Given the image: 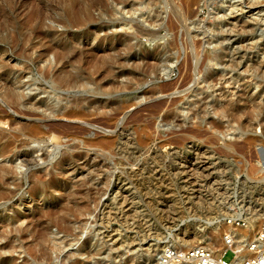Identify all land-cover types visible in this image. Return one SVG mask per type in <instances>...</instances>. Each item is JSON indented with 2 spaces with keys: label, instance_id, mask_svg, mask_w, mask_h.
Here are the masks:
<instances>
[{
  "label": "rangeland",
  "instance_id": "rangeland-1",
  "mask_svg": "<svg viewBox=\"0 0 264 264\" xmlns=\"http://www.w3.org/2000/svg\"><path fill=\"white\" fill-rule=\"evenodd\" d=\"M1 169L0 264H148L170 245L219 248L237 216L252 238L264 0H0Z\"/></svg>",
  "mask_w": 264,
  "mask_h": 264
},
{
  "label": "built area",
  "instance_id": "built-area-1",
  "mask_svg": "<svg viewBox=\"0 0 264 264\" xmlns=\"http://www.w3.org/2000/svg\"><path fill=\"white\" fill-rule=\"evenodd\" d=\"M226 223L235 228L246 226L245 218L241 216L227 219ZM223 241L226 249L220 253L201 245L192 247L171 245L160 252L156 264H235L233 259L236 257V253L231 247L234 243L233 239L223 235ZM246 245L247 250L253 255L243 260L240 264H264V229L254 234L249 240H246ZM227 251L233 254V258L229 262L223 259Z\"/></svg>",
  "mask_w": 264,
  "mask_h": 264
},
{
  "label": "bare ground",
  "instance_id": "bare-ground-1",
  "mask_svg": "<svg viewBox=\"0 0 264 264\" xmlns=\"http://www.w3.org/2000/svg\"><path fill=\"white\" fill-rule=\"evenodd\" d=\"M175 12L177 13L178 17L181 18L182 13H181V10L179 7L175 8ZM242 28H243V26H242ZM68 83H70V82L69 81L65 82V81L61 80L58 84L61 85V87H66L69 85ZM8 86H9L10 90L7 91V94H5V96L11 102L18 101L21 98L19 93L16 91L13 84L8 83ZM224 111L228 112L226 109ZM221 115L223 117H225L224 112H222V111H221ZM70 116H75V114H70ZM38 130H39L38 126H33V127L29 128V130L27 132L30 136H34V134H38V132H39ZM7 173H8L7 170L1 169L0 170V180H2L6 176ZM246 220L248 221L249 225L252 227V225H251L253 223L252 219L249 218ZM87 229H89V228H86V224L81 226L79 228V230L81 231L79 236L76 237L73 240V242H71L69 244L65 240H60V239L53 242L52 244L54 246V253L56 254L55 259L58 260V256L63 255L65 252H67L69 250V248L72 250L73 248L77 247V245H79V243H81L82 238H84L83 236L86 233ZM225 231H226V233H224L223 235L231 237L233 239V242H234L233 245L231 246L232 250H234L236 253V257L233 259V263L240 264L243 260L247 259L245 257H247V256L249 258L252 257L253 254L247 250V245H246V240H249L250 238L247 239V236L244 233L239 232L238 229L234 228V227H226ZM214 234L216 235L215 236L216 238H218V235L220 236L219 240H218L220 242L219 248H215L216 247L215 245H214L215 247L213 248V245L210 242V239L205 242L206 246H204V245H201V246L208 247V248H210L213 251L218 252V253L223 252L226 249V246H225L224 241H223V236H221L220 235L221 233H219V231H217V230L214 231ZM192 237L193 238L190 240L188 236L187 237L185 236L184 238L181 239V242L185 245H189V244H192L194 242L203 240L199 233H193ZM197 246H199V245H197ZM158 256H159V254L152 256L153 258L150 257V259H153L150 261L148 258V261H149L148 264H156V260H157Z\"/></svg>",
  "mask_w": 264,
  "mask_h": 264
}]
</instances>
